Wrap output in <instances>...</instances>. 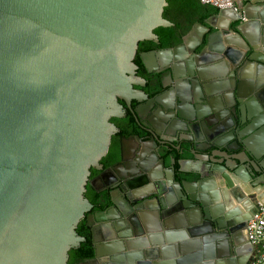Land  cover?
Listing matches in <instances>:
<instances>
[{
    "label": "water",
    "instance_id": "water-1",
    "mask_svg": "<svg viewBox=\"0 0 264 264\" xmlns=\"http://www.w3.org/2000/svg\"><path fill=\"white\" fill-rule=\"evenodd\" d=\"M243 1L248 3L239 10L218 9L205 25H194L181 44L158 58L186 55L205 37L200 59L223 50L224 34L240 21L229 38L244 49L237 64L244 61L245 77L249 67H257V85L263 84L264 0ZM167 5V0H0V264H68L70 251L84 241L77 228L92 208L85 196L93 185L91 169H101L117 132L110 120L121 116L119 99L137 83L139 43L156 41L155 29L173 25L163 17ZM155 57L151 53L154 63ZM255 95L264 106V90ZM247 104L242 102V125L254 124L256 132L240 139L234 169L228 163L221 168L234 174L225 175L222 190L215 192L217 200L223 198L217 211L236 203L221 219L230 221L237 264L251 261L248 223L264 204V119L250 116ZM195 186L174 183L173 193L147 201L151 211L142 216L148 236L139 242L146 249L148 237L157 244L155 264H173L176 240L185 234L183 210L195 202L201 214L221 223L220 214L211 215L205 199L195 194L203 184ZM242 217V229L233 226ZM93 221L90 217L87 225Z\"/></svg>",
    "mask_w": 264,
    "mask_h": 264
},
{
    "label": "flooded vegetation",
    "instance_id": "flooded-vegetation-1",
    "mask_svg": "<svg viewBox=\"0 0 264 264\" xmlns=\"http://www.w3.org/2000/svg\"><path fill=\"white\" fill-rule=\"evenodd\" d=\"M231 2V7L224 9L237 6L239 10V5L248 3ZM205 22H196L193 26L205 25ZM215 23L220 24L219 21ZM239 25L240 21L230 24L221 45H224L223 50L201 59L206 37L199 47L187 51L186 55L160 59L159 53L179 45H164L158 33L162 27L154 30L156 41L139 43L133 75L137 83H132L133 92L119 99L121 116L110 120L117 132L100 161L101 169H91L93 185H87L85 196L92 208L78 225L77 233L84 241L70 253L68 264L93 261L96 264H155L160 258L157 244L150 237L147 238L148 249L139 242L148 236L142 214L145 209L151 211L152 205L147 201L160 194L163 197L173 193L174 183L203 184L202 188L195 189V194L205 199L211 215L220 214L221 223L201 214L198 202L183 210L185 234L176 240L173 264H237L239 252L230 238V221L221 219L233 212L236 203L234 207L217 211L215 207L223 204V198L217 200L215 192L222 190L221 180L225 175L234 174V171L221 168L228 163L234 169V157L242 151L240 139L244 134L256 132L254 124L242 125V102L246 108L247 103H251L250 116L259 115L264 119L261 98L256 97L257 102L253 99L258 91L264 90V83L259 88L255 83L251 85L252 75L245 77L243 74L247 67L242 66L244 61L237 64L244 49L229 41ZM213 32L215 30L211 29ZM153 52L158 58L155 63L151 58ZM172 66L174 72L170 69ZM241 74L243 82H239ZM120 167L122 169L118 170ZM111 169L115 171L109 172ZM191 169L199 173L185 172ZM105 194L109 199L106 206L102 199ZM113 195L117 206L113 203ZM90 217L94 221L88 226ZM242 222L243 217L233 226L242 229ZM104 225L108 228H103ZM83 244L87 251L83 252Z\"/></svg>",
    "mask_w": 264,
    "mask_h": 264
},
{
    "label": "trees",
    "instance_id": "trees-1",
    "mask_svg": "<svg viewBox=\"0 0 264 264\" xmlns=\"http://www.w3.org/2000/svg\"><path fill=\"white\" fill-rule=\"evenodd\" d=\"M167 3L163 17L173 25L168 28H160L158 31L165 46L180 44L194 23H204L207 17L218 11L216 7L203 4L201 0H167ZM102 199L106 206L109 203L108 195L105 194ZM84 251H87V248L83 244ZM74 252L75 250L70 251V253Z\"/></svg>",
    "mask_w": 264,
    "mask_h": 264
},
{
    "label": "built area",
    "instance_id": "built-area-1",
    "mask_svg": "<svg viewBox=\"0 0 264 264\" xmlns=\"http://www.w3.org/2000/svg\"><path fill=\"white\" fill-rule=\"evenodd\" d=\"M219 9L229 8L231 0H201ZM249 241L254 246V251L249 264H264V204H259L254 217L248 223Z\"/></svg>",
    "mask_w": 264,
    "mask_h": 264
},
{
    "label": "crops",
    "instance_id": "crops-1",
    "mask_svg": "<svg viewBox=\"0 0 264 264\" xmlns=\"http://www.w3.org/2000/svg\"><path fill=\"white\" fill-rule=\"evenodd\" d=\"M248 74L252 75L251 78V85L254 86V83L256 84L257 88H259V86L257 85L258 82L257 81V76L259 75V69L257 67H249L248 69ZM262 73V72H261ZM260 193L264 196V184H260Z\"/></svg>",
    "mask_w": 264,
    "mask_h": 264
}]
</instances>
